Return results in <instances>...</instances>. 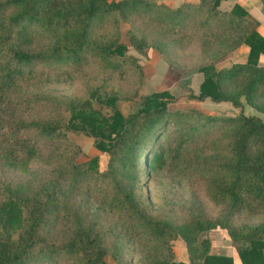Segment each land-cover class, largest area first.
<instances>
[{"label": "trees", "instance_id": "trees-1", "mask_svg": "<svg viewBox=\"0 0 264 264\" xmlns=\"http://www.w3.org/2000/svg\"><path fill=\"white\" fill-rule=\"evenodd\" d=\"M204 1L166 7L154 0H0V264H108L107 255L121 264L124 236L118 229L113 245L106 243L98 207L106 216L135 218L134 230L158 252L142 264H232L230 256L209 252L203 234L214 227L225 230L242 264H264V120L246 112L264 113V35L238 4L222 10L220 0ZM258 5L264 14V0ZM135 14L161 35L146 39L132 25ZM193 43L201 80L185 96L225 102L236 112L169 108L167 89L142 94L127 114L115 106L138 92L137 52L153 48L168 60L171 48ZM239 44L247 46L244 61L215 67ZM126 71L139 82L120 92L113 77ZM51 74L77 77L84 92L42 91L35 80ZM98 102L110 111L101 112ZM70 132L91 137L106 154L104 167L96 154L78 158ZM203 147L210 154L201 159ZM192 149L199 161L180 158ZM159 171H197L226 211L184 222L146 213L141 185ZM242 210L256 219L233 223ZM176 238L187 262L173 259Z\"/></svg>", "mask_w": 264, "mask_h": 264}, {"label": "rangeland", "instance_id": "rangeland-1", "mask_svg": "<svg viewBox=\"0 0 264 264\" xmlns=\"http://www.w3.org/2000/svg\"><path fill=\"white\" fill-rule=\"evenodd\" d=\"M159 2V0H154ZM181 1V0H180ZM192 3L199 0H182ZM205 0L204 2H207ZM166 7H175L181 2L179 0H161ZM178 2V3H177ZM175 3V4H174ZM177 3V4H176ZM230 1L222 0L217 7L222 10L229 9ZM196 22V17H192ZM132 25L139 32H142L146 39L151 40L160 36L161 28L145 21L141 14L131 16ZM127 24V23H126ZM113 28H111L112 32ZM168 60H163L158 51L153 48H144L142 53H136L141 66L140 82L134 71H126L125 73L113 77V86L120 92H128L138 84V92L133 98L117 100L115 106L123 113L127 114L136 110L139 106L141 95L153 90L167 89L173 95L168 103L169 108H195L206 113L224 112L231 109L223 110L214 109V105L205 101L196 99H188L185 93L189 89L196 92L198 73L195 68L202 62L199 47L196 44H189L183 49H170L168 51ZM135 53V52H134ZM225 63L217 61L215 67ZM223 65V64H222ZM87 70L90 73L96 69L93 65H88ZM201 74V73H200ZM37 87L48 89L55 95H67L70 93L82 94L84 89L82 83L77 77L70 78L66 75H44L35 80ZM39 88V89H40ZM43 91V90H42ZM95 106L103 113L110 111L109 107L95 103ZM219 107H223L219 106ZM221 109V108H220ZM247 112V111H246ZM69 137L80 147L79 159H84L91 155H97L98 165L104 167L106 154L98 151L93 145L91 137L81 132H70ZM201 159L206 158L210 154L207 147H203ZM208 149V150H207ZM180 158L190 161H199L197 158V149L186 150L180 154ZM14 176V175H13ZM144 193V211L153 216H161L170 218L176 222H184L190 218L200 216L205 218H215L226 211V203L220 199H214L209 196L204 187V178L198 175L197 171H188L181 175H176L167 171H159L147 176L146 181L141 185ZM97 225L104 232L103 238L107 244L113 245L115 239V231L118 229L124 236L123 246L118 249V261L121 264H142L148 254H157L149 249L147 243L143 240L144 235L134 230V217H117L106 216L105 211L98 207ZM256 219V216L247 214L244 210L233 214L232 222L240 223ZM116 222V228L111 229V225ZM127 239V241H126ZM108 264H116L111 255H107Z\"/></svg>", "mask_w": 264, "mask_h": 264}, {"label": "crops", "instance_id": "crops-1", "mask_svg": "<svg viewBox=\"0 0 264 264\" xmlns=\"http://www.w3.org/2000/svg\"><path fill=\"white\" fill-rule=\"evenodd\" d=\"M159 1H161V0H159ZM181 1L179 0V2H181ZM220 1H222V0H220ZM228 1H230L229 4L231 5L229 7V9L234 4H238L244 10H246V12L248 14L247 17L251 21H253L254 29L259 34L264 35V14L260 10V7L258 5V0H228ZM229 9H226V10H229ZM246 52H247V46L245 44H239L236 48H234L232 51L227 53L225 57H223L222 59L219 60L220 63L223 61H225V63H222L223 65L221 64V65H218L216 67L227 66L230 63L235 62V61H244L246 58ZM259 63H264V57H261L259 59ZM198 78H199V80L198 81L196 80L197 83L201 80V74L200 73H198ZM203 101L208 102L210 104L212 103L215 106L214 109H217V110L218 109L223 110V109L228 108L226 106H229L225 102L216 103V102H212L208 99H205ZM222 105H223V107H219ZM229 111L231 113H234V112H236V109L231 108V109H229ZM246 111L249 113H256L264 120V113L255 112L251 108L246 109ZM203 236L207 237L210 241V246H209V252L210 253L230 256L231 260H232V264H242L240 262L238 255H237V252H236V249L234 246L235 245L234 242L231 241V239L228 237V235L226 234V232L223 228H220V227L211 228V229L207 230L203 234ZM172 250H173V254H174V257H173L174 260H180V261H184V262L188 261V257L186 254L184 243L180 238H176L172 241Z\"/></svg>", "mask_w": 264, "mask_h": 264}]
</instances>
